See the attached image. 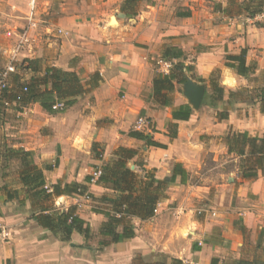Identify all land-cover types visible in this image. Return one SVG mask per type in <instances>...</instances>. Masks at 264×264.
Masks as SVG:
<instances>
[{"label":"crops","instance_id":"0c3cea01","mask_svg":"<svg viewBox=\"0 0 264 264\" xmlns=\"http://www.w3.org/2000/svg\"><path fill=\"white\" fill-rule=\"evenodd\" d=\"M125 1L35 0L32 4V0H0V27L23 28L30 14L41 22L37 31L29 33V60L39 61L42 69L54 67L77 73L88 90L86 84L91 76L99 74L102 79L98 88L55 114L47 113L38 103L21 105L10 100L16 93L7 95L1 107L20 105L11 117L25 119L21 128L13 129L27 133L28 128L27 146L16 142L11 147H23L32 153L35 164L44 169L48 186L61 181L87 185L97 199L115 194L103 185L83 183L75 176L82 152L89 154L92 165L102 167V161L91 156L96 144L104 145L106 162L116 158L118 148L125 147L137 151L134 161L143 158L141 163L146 169H155L158 180L169 179L175 165H181L189 178L182 184L178 177L169 187L154 218L132 220L133 239L105 247L100 254L91 246V239L86 240L77 232L70 241H61L39 226L32 218L29 200L22 206L14 199L3 203L0 226L7 235L0 234V264H150L173 259L183 264H211L214 259L219 264H232L246 260L245 231L253 245L263 244V258L255 253L247 260L264 264V177L242 180L238 166L234 167L229 178L232 182L220 183V195L210 199L212 179L207 174L212 170L203 172L207 155L211 154L213 162L229 155L225 137L230 131L264 135V110L260 105L246 106L224 96L226 120L216 119L202 109H192L188 121H174L172 110L189 105L178 89L180 85L175 83L169 107L157 105L152 97L158 63L171 47L195 59L194 74L200 79H193L192 71L187 79L202 84L219 70L225 92L249 88V80L264 69V13L255 18L245 14L229 18L225 14L231 6L229 0H212L217 2L214 8L210 7V0H148L138 3L136 16L128 17L122 11ZM234 1L241 5L245 0ZM59 29L66 35L58 34ZM244 49L248 51L247 65L256 68L247 78L225 66L226 56L239 55ZM30 73L31 79L35 74ZM215 111L217 114L225 110L220 105ZM140 117L149 119L154 130L143 133L151 134L154 141L166 148L148 147L128 136ZM172 123L178 124L175 139L169 137L168 126ZM11 134L20 136L17 132ZM52 157L58 165H46L54 167L48 171L41 164ZM236 158L232 155V163L239 162ZM227 164L220 162L217 167L223 172H219L221 178L227 172ZM51 175L56 179L50 182L47 176ZM196 175H200L197 183L193 181ZM233 197L239 201L236 207H232ZM56 202L58 210L75 208L94 236L100 237L99 242L103 239L99 231L107 221L104 215L95 210L81 213L76 204L81 202L82 207L84 202L78 196H63ZM202 204L205 211L198 215L196 211L202 209ZM207 206V211L217 209L216 216L206 211ZM118 231L122 232V227Z\"/></svg>","mask_w":264,"mask_h":264},{"label":"trees","instance_id":"16d2710c","mask_svg":"<svg viewBox=\"0 0 264 264\" xmlns=\"http://www.w3.org/2000/svg\"><path fill=\"white\" fill-rule=\"evenodd\" d=\"M148 0H126L122 11L128 16L137 15L138 3ZM230 8H227L225 14L229 18L247 15L249 18H255L264 11V0H246L239 5L234 0L230 2ZM247 49L241 51L239 55L226 56L225 66L234 70L237 75L247 78L255 73V67L247 65ZM186 56L182 50L177 47H171L164 51L162 60L173 63V69L169 74L158 73L153 80V100L162 107H169L173 103V94L175 92V83L184 85L187 82V75L192 71L191 67L186 66L183 60ZM176 60H180L176 63ZM182 60V61H181ZM28 61L27 69L35 75L28 80V84L21 86L19 94H15V100L21 105L38 103L42 109L49 114H55L52 107L56 102H64L66 108L73 106L77 98L86 94L88 91L96 89L102 81L99 74L91 76L86 86L82 83L77 73L65 72L57 68L42 69L37 60ZM1 72V70H0ZM214 92L220 94L219 102L223 101L224 90L216 82L212 83ZM27 92H24V88ZM246 99L261 101L264 110V90L258 95H252ZM8 93L4 95L7 101ZM205 94L204 100L208 97ZM242 93L230 92L229 99L242 98ZM192 115V108L189 105L180 106L172 110L174 121H188ZM219 120L228 118V111L218 113ZM152 130L151 132H153ZM169 137H177L178 124L172 123L168 126ZM128 136L146 143L148 147L166 148L165 145L153 140L151 134L139 131H131ZM228 147V154L239 159V176L242 180L255 181L259 177H264V135L251 136L248 132H229L225 137ZM6 159H16L20 163V180L26 191V199L31 202L33 207L32 218L43 229L54 234L61 241H70L74 232L84 236L86 240L91 239L93 231L84 220L77 214L75 208L68 210H58L55 201L63 196H83L87 191V185L82 184H63L61 182L48 186L44 176V169L35 164L33 155L24 149L7 148ZM96 159L101 161L102 154L99 145H94ZM115 159L103 165L100 169L102 175L97 181V185H103L110 189L115 196L104 195L99 202H106L108 209H96L95 212L106 217L107 221L102 224L99 231L103 238L99 242V248L102 249L112 244L128 241L135 236V227L133 219L148 221L154 218L157 206L166 199L167 191L170 186L176 183L178 177L181 183H185L189 174L181 165H175L172 175L169 179L158 180L155 169H146L145 164L135 163L136 170L129 167V163L134 161L138 152L125 147L118 148L115 153ZM58 165V160L56 161ZM54 167L46 166V170L52 171ZM140 172V174H139ZM87 184L91 183V177L86 179ZM25 204V202H22ZM1 215V214H0ZM1 217V216H0ZM122 227V232H119ZM260 264L259 261H249L241 259L232 264ZM150 264H167L165 262H155ZM172 264H183L180 260L173 259ZM211 264H219L218 259H214Z\"/></svg>","mask_w":264,"mask_h":264},{"label":"rangeland","instance_id":"374dc122","mask_svg":"<svg viewBox=\"0 0 264 264\" xmlns=\"http://www.w3.org/2000/svg\"><path fill=\"white\" fill-rule=\"evenodd\" d=\"M210 1H211V3L209 4L210 7L214 8V6L217 5V2H214L212 0H210ZM27 2H28V0H27ZM230 2H231V0H229V4H230ZM34 3H35V0H32V4H34ZM27 8H28V3H27ZM262 13H264V11ZM34 17L37 20H39L36 16H34ZM25 21H27V20H25ZM17 28H19V27H17ZM6 31H7V28L5 25L0 27V70L1 71L5 70L7 68V66H9L10 64L15 65L16 73H14L13 75L10 76V78L12 77L11 79L9 78L8 96L10 97V96H12V94H13V96L15 93L19 94L20 90H21V86L28 84V79H30V76H31L30 72L31 71L27 69L28 61H26V60H28V43L26 45H21V46L17 47V43L15 40L7 39V37L5 35ZM7 49L9 50V53H6ZM11 51L13 53H11ZM194 61H195V59L193 57L192 58L186 57L185 60H183L182 62H184L186 66L191 67L192 73H193L192 74L193 79L199 80L200 78H198L196 76V74H194V71H195ZM175 62L179 63L180 60H176ZM158 67H159V65H158ZM213 82H216L224 90V80L221 77V72L219 70H217L202 82V85H204L206 87V93L208 94L207 95L208 97L205 100H203V103L200 106L199 110H194V111L199 112L202 109L204 112L207 111V113H211V116H214L216 119H218L219 116H218V113L216 114V111H215L216 108H218V106L221 105L224 110H227V106H226V101H221V103L218 101L220 98V94H218L217 92H214L213 86H212ZM249 83H250L249 88H243V89L236 90V92L243 94L242 98L231 99V101L243 103L246 106H251V105L256 104V105H260L262 108V104L260 103L261 101L257 100L254 102L253 100L246 99V98L251 96L248 91H252V95H254V96L255 95L259 96V94H260L259 92L261 90H264V69L261 72H259L255 77H252L249 80ZM182 87H183V85H180L178 87V89L181 93H183ZM230 92L231 91H229V93L225 92L224 96L228 97ZM229 107H230V105H229ZM20 108H21L20 105H16L15 107H12V106L8 107L6 105H3L2 107L0 106V205H3V203H6V202L14 199L17 201L16 204L18 206H22V202H25V200H26V191H25L24 187L22 186V183L20 180V163L16 159H6L7 158L6 151H7L8 147H11V143L17 142V143L23 144L25 146H27V144H28V128L25 129V131H27V133H25V132L20 133V129H19V131H15V129H13L16 126L21 128V126H23V123H24L23 121L25 120L24 118L21 119L22 117L20 118L22 121L20 119H18L17 117L16 118L11 117L14 114L13 111L16 109H20ZM7 109H10L11 112H9L10 110L7 111ZM132 131H134V130H132ZM13 132L19 133L20 136L17 137V135H12L11 133H13ZM16 138H19V139H16ZM99 150L102 154V160H101L102 165H100V166H103L110 161H108V162L104 161V155H105L104 154V145H99ZM86 155H87V157H86ZM96 155L97 154L94 153V146H93L91 156H92V158H96ZM214 155H216V153H214ZM88 157H89L88 153L82 152V158L80 159L81 166L78 168L79 170H78L77 174H75V176L78 179L82 180L83 183L86 181L87 178L91 177V174L95 170H97L99 168L98 165H92L90 163ZM207 157H206V165L203 168V172H207V169L212 170L207 175H210L211 179H212V181H211L209 178V180H210L209 185L212 187V189L208 192V194H209V198L213 199L215 197V195H217V196L220 195L221 188L218 186L220 183L226 184L228 182H232V181H230L229 178L231 177V174L233 173L232 171H234V169H235L234 167H237V166L239 167V162L238 163L237 162L232 163V161H231L232 155H227V156L224 155L225 158H223V159H221L222 158V156H221V158H219V162H213L211 154L207 155ZM210 157H211V159H210ZM236 159H238V158H236ZM138 162H144V159L141 158L137 162L131 161L129 163V167L132 170H136L137 168L135 166V163H138ZM220 162H228V164L226 165L227 166L226 167L227 172H225V176L223 178H221L219 176V172L220 173H223V172L221 171L220 167L217 168L218 165L220 164ZM55 164H56V158L52 157V159H48L47 162L42 163L41 166H46V165H52L53 166ZM139 174H140V172H139ZM47 178L50 179V182H51L52 180L56 179V176L51 175V177L47 176ZM198 178H200V175H196L194 177L193 181L195 183L199 182ZM45 179H46V177H45ZM61 183H63V182L61 181ZM84 195L85 196L89 195L90 200L89 201L82 200L84 202L83 206L82 207L77 206V209L79 211H82L81 213H90L91 210L93 211V210H96L97 208L98 209H100V208L108 209L107 203L106 202H99L100 199H97L99 197L95 198L93 194L89 193V190ZM74 197H76V196H74ZM21 198L23 200H21ZM238 204H239L238 199L236 197H233L232 207H236ZM55 206L60 208L56 201H55ZM201 208L202 209L198 210V211L204 212L205 210H204L203 204L201 205ZM205 209L207 211L208 206ZM198 211H196V214ZM216 211H217V209L212 207V208H209V211H207V212H209L211 216H216ZM76 212H77V210H76ZM243 236L245 239L244 242H245V250H246L243 257L246 259H252L254 257V254L257 253V255H259L263 258V255H261V252L263 251V244H260V247L253 245L250 241V235H248V233L246 231H245ZM99 238H100L99 236H97V237L93 236L91 238V246H95L96 252L100 254V253L104 252V250H103L104 248L103 249L101 247L99 248V244H98ZM87 245L90 246L89 244H87ZM167 263L172 264V260H167Z\"/></svg>","mask_w":264,"mask_h":264},{"label":"built area","instance_id":"2783aa9c","mask_svg":"<svg viewBox=\"0 0 264 264\" xmlns=\"http://www.w3.org/2000/svg\"><path fill=\"white\" fill-rule=\"evenodd\" d=\"M40 24H41V22L39 20H37L33 14H30V16L27 18V23L23 28L9 29L6 31L5 35H6L7 39H9V40H17L18 46L26 45L27 43H29V33L31 31H37ZM58 34L66 35V33L61 29L58 30ZM158 65H159L158 73H160V74H169L173 68V63L170 61L161 60V61H159ZM14 73H16V68H15L14 64H10L9 66H7V68L5 70L0 72V106H1V102L4 100L3 99L4 95L6 93H8V90H9V77L11 75H13ZM24 92H27L26 87L24 88ZM52 109L55 112H63L66 110V106H65L64 102L59 101L53 105ZM134 130L139 131V132L149 131L151 133L152 123L150 122L149 119H147L145 117H140L136 122ZM101 175H102V171L100 168L95 170L91 174V183L90 184H97V181L99 180ZM76 196H78L82 200H87V201L90 200L89 195H86V196L85 195H83V196L76 195ZM76 206L81 207V203L77 202ZM202 213H203L202 211L197 212V214H199V215H201ZM0 234H3L5 236L7 235L6 231L2 230L1 226H0Z\"/></svg>","mask_w":264,"mask_h":264},{"label":"water","instance_id":"95a60500","mask_svg":"<svg viewBox=\"0 0 264 264\" xmlns=\"http://www.w3.org/2000/svg\"><path fill=\"white\" fill-rule=\"evenodd\" d=\"M182 88L183 96L187 99L189 106L193 110H199L204 100L206 87L188 78Z\"/></svg>","mask_w":264,"mask_h":264}]
</instances>
